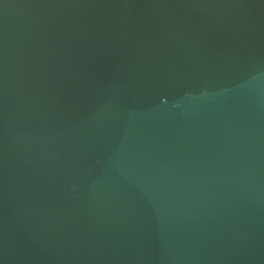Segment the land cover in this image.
<instances>
[{
    "label": "water",
    "instance_id": "1",
    "mask_svg": "<svg viewBox=\"0 0 264 264\" xmlns=\"http://www.w3.org/2000/svg\"><path fill=\"white\" fill-rule=\"evenodd\" d=\"M0 264H264V0H0Z\"/></svg>",
    "mask_w": 264,
    "mask_h": 264
}]
</instances>
